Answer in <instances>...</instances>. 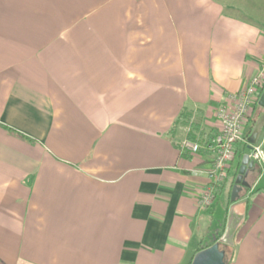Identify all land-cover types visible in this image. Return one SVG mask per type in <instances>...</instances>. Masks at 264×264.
<instances>
[{
	"label": "crops",
	"instance_id": "crops-1",
	"mask_svg": "<svg viewBox=\"0 0 264 264\" xmlns=\"http://www.w3.org/2000/svg\"><path fill=\"white\" fill-rule=\"evenodd\" d=\"M263 51L264 0H0V264H190L228 217L180 141L217 132ZM241 159L214 188L241 216L227 264H264V170L235 184Z\"/></svg>",
	"mask_w": 264,
	"mask_h": 264
},
{
	"label": "built area",
	"instance_id": "built-area-1",
	"mask_svg": "<svg viewBox=\"0 0 264 264\" xmlns=\"http://www.w3.org/2000/svg\"><path fill=\"white\" fill-rule=\"evenodd\" d=\"M264 88V51L259 57L256 72L249 76L244 86L237 91L228 92L216 109L218 129L203 143L184 137L179 144L181 152L198 153L205 149L209 154L207 168H194L193 173L205 174L208 182L197 191L196 197L201 208L210 206L215 198V186L225 177V170L234 156L236 143L243 140V129L247 115L254 101ZM249 158L264 170V140H257L249 147Z\"/></svg>",
	"mask_w": 264,
	"mask_h": 264
},
{
	"label": "water",
	"instance_id": "water-1",
	"mask_svg": "<svg viewBox=\"0 0 264 264\" xmlns=\"http://www.w3.org/2000/svg\"><path fill=\"white\" fill-rule=\"evenodd\" d=\"M257 104L263 109V112L255 120L250 132L246 137L248 146L255 144L258 140L262 129L264 127V88L261 91ZM253 161L249 158L248 154L245 153L241 159V164L237 171L235 184H241L242 186L248 187L249 184L245 181V178L249 171H254ZM241 216L235 213L233 210L230 211L224 233L213 244L200 249L197 251L190 264H226L224 261L225 252L219 247V244L229 245L233 244L234 232L239 224Z\"/></svg>",
	"mask_w": 264,
	"mask_h": 264
},
{
	"label": "rangeland",
	"instance_id": "rangeland-1",
	"mask_svg": "<svg viewBox=\"0 0 264 264\" xmlns=\"http://www.w3.org/2000/svg\"><path fill=\"white\" fill-rule=\"evenodd\" d=\"M196 154V153H195ZM229 189L225 188L216 194V197L213 200L212 206V228L216 229L222 226V223L225 217H228L230 210L233 209V200L231 193L228 192ZM229 245L221 246V249L224 250L226 258L229 257L230 254Z\"/></svg>",
	"mask_w": 264,
	"mask_h": 264
},
{
	"label": "trees",
	"instance_id": "trees-1",
	"mask_svg": "<svg viewBox=\"0 0 264 264\" xmlns=\"http://www.w3.org/2000/svg\"><path fill=\"white\" fill-rule=\"evenodd\" d=\"M262 112H263V109L257 104V99H256L254 101L252 107L250 108L248 115H247V120H246L244 129H243V140L244 141L236 143V145L234 147V156L237 155L238 158H242L243 155L249 151V146H248V143L246 141V137H247L248 133L250 132L255 120L257 119V117ZM219 185H220V183H219ZM214 242H216V241H214ZM221 246H224V245L219 244L220 248H221ZM224 261L227 264L228 258H226V256L224 257Z\"/></svg>",
	"mask_w": 264,
	"mask_h": 264
}]
</instances>
